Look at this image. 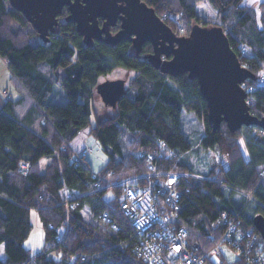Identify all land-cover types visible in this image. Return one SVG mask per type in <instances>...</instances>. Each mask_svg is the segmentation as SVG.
Instances as JSON below:
<instances>
[{
  "label": "trees",
  "instance_id": "1",
  "mask_svg": "<svg viewBox=\"0 0 264 264\" xmlns=\"http://www.w3.org/2000/svg\"><path fill=\"white\" fill-rule=\"evenodd\" d=\"M143 1L178 35L188 34L197 22L221 25L241 63L255 74L244 84L250 113L264 117L260 75L264 68V0L259 2L260 17L244 0ZM69 13L64 6L55 31L45 41L9 0H0V56L17 85L38 104L21 114L18 103L0 93V249L3 245L6 253L0 264H66L70 254H74L70 264H148L133 253L128 241L134 231L120 208L119 187L99 186L93 169L74 162L73 152L65 147L66 141L90 123L100 77L119 67L137 74L118 98L115 113L98 117L91 127L108 157L98 172L118 182L148 172L149 164L155 162L150 155L161 154L159 171L185 174L178 220L188 229L187 239L199 244V254L211 250L220 238L223 226L218 216L222 212L239 214L244 227L264 242L253 222L255 215H264L262 128L243 125L231 131L222 122L214 131L197 78L187 72L171 76L154 67L146 57L153 51L150 42L140 54L131 40L87 44L76 24L66 20ZM242 44L251 51L242 52ZM56 85L66 92L64 104L47 101ZM183 112L194 113L205 122L202 143L213 152L204 173L192 172L181 158L192 147L182 128ZM123 134L126 146L121 141ZM139 150L146 155H138ZM45 156L51 160L42 170L39 160ZM22 162L30 166L24 169ZM236 191L251 193L254 200L245 204L243 197L236 203L232 197ZM68 194L70 208L63 201ZM32 210L38 213L45 239L42 251L34 256L24 245L33 226ZM61 233L63 240L58 239ZM52 249L56 255L50 259L46 253ZM236 264H241L239 259Z\"/></svg>",
  "mask_w": 264,
  "mask_h": 264
},
{
  "label": "water",
  "instance_id": "2",
  "mask_svg": "<svg viewBox=\"0 0 264 264\" xmlns=\"http://www.w3.org/2000/svg\"><path fill=\"white\" fill-rule=\"evenodd\" d=\"M21 11L48 41L59 23V14L67 6L66 20L76 24L84 41L94 40L116 44L131 40L140 54L143 45L150 42L153 51L146 55L161 72L178 76L187 72L197 78L207 100L208 121L215 131L226 122L231 131L243 125H257L264 129V117L250 113L248 91L244 84L255 74L245 67L230 44L224 28L219 25L194 23L188 34L178 35L143 0H9ZM119 23L116 33L112 26ZM122 79L100 83L98 89L107 103L115 106L124 91ZM254 225L264 239V215L254 217Z\"/></svg>",
  "mask_w": 264,
  "mask_h": 264
},
{
  "label": "built area",
  "instance_id": "3",
  "mask_svg": "<svg viewBox=\"0 0 264 264\" xmlns=\"http://www.w3.org/2000/svg\"><path fill=\"white\" fill-rule=\"evenodd\" d=\"M240 47L242 52L251 51L247 45L242 44ZM261 80L264 82V75ZM260 133L264 134V129ZM86 152L87 150L81 154L76 153L72 160L84 164ZM146 153L145 150L138 151L141 156ZM150 156L155 158V162H151L150 172L154 173L153 176L149 172L135 177L133 182L127 181L128 179L115 182L123 198L120 208L129 217L131 230L134 231L128 241L135 255L148 264H223L221 247L227 245L237 253L241 264H264V242L258 240L254 231L244 227L239 214L229 216L222 212L218 216V224L223 226L220 238L211 250L199 254V244L187 239L188 229L178 220V210L184 195L180 188L181 178L185 174L159 172L157 161L161 154L154 152ZM21 164L24 169L30 166L29 162ZM96 175L100 179L97 184L101 186L105 176ZM107 183L115 185L108 180L104 185ZM65 198V205L69 206L71 195L68 194ZM248 198L251 199L252 195L248 194ZM72 206L75 207L76 203ZM104 216L107 215L104 213ZM64 237V233H61L58 239L63 240ZM55 255L54 249L46 253L50 259ZM73 257L74 254H70L66 264H70Z\"/></svg>",
  "mask_w": 264,
  "mask_h": 264
},
{
  "label": "rangeland",
  "instance_id": "4",
  "mask_svg": "<svg viewBox=\"0 0 264 264\" xmlns=\"http://www.w3.org/2000/svg\"><path fill=\"white\" fill-rule=\"evenodd\" d=\"M261 0H244L243 3L249 6H252L253 8L256 9L258 17H260L261 11L259 8V2ZM259 23L261 25V21L259 20ZM202 24V23H201ZM182 25V24H181ZM212 25H215V23L212 22ZM181 28V26H180ZM185 35V34H184ZM134 70L132 69H127L123 67H119L114 69L112 72L108 74H104L100 77V83H104L107 81H114L118 79H123L125 82V87L128 88V84L131 81L132 78V73ZM261 76L264 75V68L261 69L260 72ZM95 94L97 95L98 98L94 100L93 107H95V111L92 112V115L90 117V123L85 126L80 133L77 135V137L74 138V140L71 142H66L65 146L67 148L71 149L73 152L72 155L74 156L76 153H80L84 150H87L85 157H84V166H87L91 169H93L94 174H99L102 175L101 173L98 172V170L105 164L107 161V154L104 152L102 145L100 142L92 135L90 134L91 127L95 124L96 119L99 117H106V116H111L115 112V107L111 105L110 103H107L104 100V97L100 93V90L98 88L95 89ZM67 96L66 92L63 90V88L60 85H56L54 88V91L52 94L49 96L47 99L48 102L56 103V104H64L66 102ZM33 101V100H32ZM31 106H34V104L30 103ZM38 106V104H37ZM35 106V107H37ZM39 113V112H38ZM40 113L42 111L40 110ZM43 115V113H42ZM181 121H182V128L185 134L189 137L192 147L189 151H186L181 155V158L184 159L189 166L192 169V172L196 173H204L208 169L209 165V157L211 152H213L212 149L210 148H205V146L202 143V138L205 135L206 132V126L204 120L200 119L196 114L194 113H188V112H183L181 116ZM121 141L124 146L127 144V137L125 134L122 135ZM241 145H242V150L246 158H248L249 154L247 151V148L245 147L244 140L241 139ZM81 149V150H77ZM87 156L90 159V165L88 166L87 163L89 164L87 160ZM48 161L47 158L42 159L40 164L41 167L44 168L46 162ZM28 168V167H27ZM25 168V169H27ZM149 171L146 173H149L152 168H151V163L149 164ZM158 170V169H157ZM159 171V170H158ZM161 172V171H159ZM143 173V174H146ZM163 173V172H162ZM143 174H137L132 177L124 178L120 181L123 182V180H127L129 182H133L136 180L135 177L143 175ZM151 176L154 175L153 172H150ZM148 174V175H149ZM104 176V175H103ZM106 180L111 181V179L107 176H105L104 183ZM113 182V181H111ZM119 182V181H118ZM104 183L101 185L107 187H119L116 185L115 182H113L115 185L111 186L108 183L104 185ZM111 195V192L108 193V196ZM63 197V195H62ZM236 197V195H235ZM72 198V197H71ZM70 198V199H71ZM66 198L63 197V201ZM60 202L59 204L63 203ZM250 201H252L250 199ZM66 203V201H65ZM251 205V204H250ZM252 206V205H251ZM70 207V206H68ZM32 216V230L28 236V238L25 240L24 245L26 248H28L31 251V254L34 256L38 253H40L43 249L44 245V229L43 226L39 220V216L36 210H32L31 213ZM221 252H222V257H223V264H236V259L238 258L237 253L232 250L229 246L223 245L221 247ZM6 258V253L4 250V246L2 245L0 249V259Z\"/></svg>",
  "mask_w": 264,
  "mask_h": 264
},
{
  "label": "crops",
  "instance_id": "5",
  "mask_svg": "<svg viewBox=\"0 0 264 264\" xmlns=\"http://www.w3.org/2000/svg\"><path fill=\"white\" fill-rule=\"evenodd\" d=\"M137 74L136 71H134L132 73V78L131 80L135 77V75ZM124 88L125 87V82H124ZM0 93L2 95L5 96V98H12L15 102H17V109L18 111L21 113V114H26L27 112V109L31 107L30 103L34 104L37 106V103L35 101H31L28 97H27V93H25V91L23 89H21V87H19L13 77V74L7 64V62L0 56ZM98 98L97 95L96 97H94V100ZM52 103V102H51ZM94 103V101H93ZM115 107V106H114ZM94 111H95V107H93ZM115 113V112H114ZM113 113V114H114ZM112 114V115H113ZM111 115V116H112ZM99 117V116H98ZM106 117H110V116H106ZM99 118H102V117H99ZM251 126V125H250ZM262 128V127H260ZM263 129V128H262ZM80 133V132H79ZM78 133V134H79ZM77 134V135H78ZM91 134V132H90ZM77 135L75 137H77ZM74 137V138H75ZM74 138L71 140V142L74 140ZM75 148V147H74ZM82 148H85V147H82ZM81 148V149H82ZM77 149V148H75ZM81 149H77V150H81ZM246 157V156H245ZM47 158L48 161L46 162L45 164V167L49 164L50 160H51V157H42L40 160H39V164L41 162L42 159H45ZM87 160L89 162V165H90V159L88 158L87 156ZM105 165V164H104ZM103 165V166H104ZM224 165L227 166V163L226 161H224ZM102 166V167H103ZM40 167H41V164H40ZM44 167V168H45ZM101 167V168H102ZM44 168L41 167L42 170H44ZM248 194H251V193H246V192H243V191H236V193H234V195L232 196L233 197V201H235L236 203H240L241 200L243 199V197H246L245 198V204L250 201V199L248 198ZM236 195V197H235ZM252 195V194H251ZM251 200L253 201V197L251 198ZM244 204V205H245ZM258 215V214H257ZM256 216V215H255ZM254 216V217H255ZM254 220V218H253ZM254 222V221H253ZM264 240V239H263ZM5 259V258H4ZM237 260V259H236Z\"/></svg>",
  "mask_w": 264,
  "mask_h": 264
},
{
  "label": "flooded vegetation",
  "instance_id": "6",
  "mask_svg": "<svg viewBox=\"0 0 264 264\" xmlns=\"http://www.w3.org/2000/svg\"><path fill=\"white\" fill-rule=\"evenodd\" d=\"M118 22H119V21H118ZM114 27H115V26H112V27H111V31H112L113 33H116L118 30H117V31H114V30H113Z\"/></svg>",
  "mask_w": 264,
  "mask_h": 264
}]
</instances>
